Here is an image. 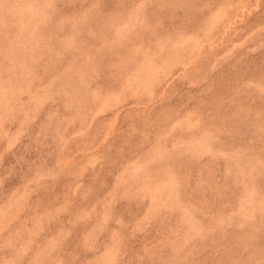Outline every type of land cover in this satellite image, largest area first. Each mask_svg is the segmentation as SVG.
I'll return each mask as SVG.
<instances>
[{
	"label": "rangeland",
	"instance_id": "obj_1",
	"mask_svg": "<svg viewBox=\"0 0 264 264\" xmlns=\"http://www.w3.org/2000/svg\"><path fill=\"white\" fill-rule=\"evenodd\" d=\"M0 264H264V0H0Z\"/></svg>",
	"mask_w": 264,
	"mask_h": 264
}]
</instances>
